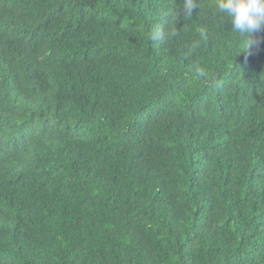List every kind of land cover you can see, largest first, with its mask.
<instances>
[{
	"label": "trees",
	"instance_id": "16d2710c",
	"mask_svg": "<svg viewBox=\"0 0 264 264\" xmlns=\"http://www.w3.org/2000/svg\"><path fill=\"white\" fill-rule=\"evenodd\" d=\"M196 3L0 0V264H264V29Z\"/></svg>",
	"mask_w": 264,
	"mask_h": 264
},
{
	"label": "clouds",
	"instance_id": "9594fccd",
	"mask_svg": "<svg viewBox=\"0 0 264 264\" xmlns=\"http://www.w3.org/2000/svg\"><path fill=\"white\" fill-rule=\"evenodd\" d=\"M197 7L196 0H183L185 15L191 16ZM216 8L229 18L232 30L249 50L256 43L253 34L264 29V0H217Z\"/></svg>",
	"mask_w": 264,
	"mask_h": 264
}]
</instances>
